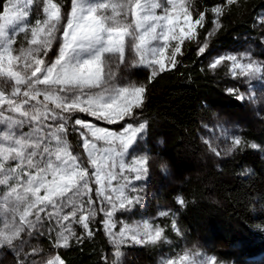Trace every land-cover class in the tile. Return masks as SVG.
Masks as SVG:
<instances>
[{
  "label": "snow or ice",
  "instance_id": "snow-or-ice-1",
  "mask_svg": "<svg viewBox=\"0 0 264 264\" xmlns=\"http://www.w3.org/2000/svg\"><path fill=\"white\" fill-rule=\"evenodd\" d=\"M237 3L223 0L209 9L217 31L225 7ZM258 22L264 24V17ZM204 24L205 12L194 19L187 0H69L67 7L63 0H0V251L10 252L15 264H38L41 249L30 244L35 236L48 235L57 249L82 242L74 225L92 236L90 224L100 214L114 248L110 264H123L124 246L170 243L155 218L116 219L142 204L139 182L150 170V156L140 150L150 127L140 119L147 86L130 77L134 69H150V83L175 67L185 42L198 41ZM213 35L198 41L199 54ZM222 64L233 78L264 81V60L251 51L218 56L209 67ZM227 92L246 97L239 88ZM217 127L216 139L229 143L220 148L201 137L211 153L220 157L240 148L238 135ZM70 132L82 152L70 145ZM167 167L160 164L162 171ZM177 203L186 207L182 197ZM157 215L171 216V230L184 237L176 213L163 209ZM42 264L65 261L56 254ZM159 264L221 262L192 245L162 256Z\"/></svg>",
  "mask_w": 264,
  "mask_h": 264
},
{
  "label": "trees",
  "instance_id": "trees-1",
  "mask_svg": "<svg viewBox=\"0 0 264 264\" xmlns=\"http://www.w3.org/2000/svg\"><path fill=\"white\" fill-rule=\"evenodd\" d=\"M67 7L69 0H63ZM206 11L203 35L213 26L211 9L223 0H201ZM264 0H238L226 6L220 17L222 27L211 37L210 47H225L235 38L246 33L257 34L254 25ZM202 57L187 46L185 53L171 75V82L164 86L149 83L150 73L136 69L131 79L147 86L142 117L150 123L147 139L153 153H160L173 166L183 163L184 148L192 155L199 154V132L205 119L216 107L240 108V101L222 87L206 80L201 72ZM83 118H87L81 114ZM119 129V126L117 127ZM74 145L77 135L70 132ZM245 148L218 168H211L198 175L187 171L179 183L166 190L163 199L169 200L178 212L177 221L184 237L171 230V216L158 223L165 227L172 246L180 248L184 241H199L218 258L231 264H264V111L259 129L246 130ZM250 143L259 145L254 151ZM177 197H182L186 207L179 206ZM101 215L91 223L92 236L78 228L82 242L73 240L67 248L55 251L65 264H105L104 257L111 251L104 234ZM44 250L48 246L42 243ZM169 248L150 247L143 249L146 257L153 260L159 250ZM109 260V259H108ZM110 264V263H109Z\"/></svg>",
  "mask_w": 264,
  "mask_h": 264
},
{
  "label": "rangeland",
  "instance_id": "rangeland-1",
  "mask_svg": "<svg viewBox=\"0 0 264 264\" xmlns=\"http://www.w3.org/2000/svg\"><path fill=\"white\" fill-rule=\"evenodd\" d=\"M187 3L190 7V11H193V18H196L198 12H205V24L203 28L198 27V32L200 36L198 38L199 43H202L204 37L207 36L209 31L215 33L216 28L214 25L210 30L203 35V30L206 25V11L202 7L201 0H187ZM211 16L213 20L215 19V14L211 12ZM260 17H264V8L260 11L256 23L254 25V30L257 34L246 33L241 35L238 38H235L233 43L228 44L225 47L211 48L210 42L211 37L208 39V49L204 54L198 53L199 43L197 40L194 41H186V47L182 49L183 54L186 51L187 46L192 47V51L195 52L198 56L202 57V62L200 65V72L202 76L210 81L215 83L216 85L222 87L224 90L229 88H239L242 93L246 94V97L243 101H240V108H230V107H216L211 113L210 117L205 119L204 123L201 126V130L199 132V141H200V150L199 154L192 155L189 153L190 149L184 148L179 155L181 158L183 157V163H178V165L173 166L166 158L162 157L160 153H153L152 149L148 144L147 135L145 140L141 142L140 150L145 151L150 156L149 163V174L147 178L141 182L143 185V192L141 193L143 197V202L141 205H138L131 213H127L121 215L120 213L116 214V219L123 220L125 222L131 223L133 221H140L142 219L152 220L155 218L154 223H158L161 218L157 214L160 210L163 209H171L172 212L176 213V218L178 216V212L175 211V207L171 205L169 200L163 199L165 196V192L167 189L177 185L184 174H186V170L193 171L198 175L205 174L211 168H218L223 165L227 160L231 159L239 149H237L232 154H223L220 157L215 156L208 150V146L205 145L201 139V137L209 138L214 144H218L220 148H225L228 145V141L217 140L216 137L220 135V129L217 125H222L227 128L230 133H235L238 135L243 143L240 148H245L244 141V133L246 130H257L259 129L260 120L262 118V113L264 111V81L252 80L249 83L247 78L236 79L233 78L229 73V67L227 64H222L217 69L213 70L209 67L211 61L214 58L225 55V54H238L244 51H251L254 54L255 59L264 60V24L258 22ZM220 19V18H219ZM22 35V34H21ZM17 42L19 44L20 37L17 38ZM171 49L166 50V54L170 52ZM178 56L177 59L179 61ZM175 67L168 66V69L162 73H159L154 79L151 80V85L153 86H164L171 82V75L174 72ZM151 73L150 69L139 68ZM136 70V69H134ZM133 70V71H134ZM131 78V77H130ZM248 93H252L253 99L250 101L248 98ZM81 118H83L81 116ZM87 119V118H84ZM88 119H93L88 117ZM140 119H144L142 115ZM96 122V121H94ZM100 126L110 127L114 130H119L117 125H105L102 121L96 122ZM207 124L209 128H215V132L206 131L204 125ZM77 135V134H76ZM78 144L80 143L79 137L77 136ZM68 141L70 145H72L76 151H81L82 149L77 148L71 141L70 134L68 136ZM77 144V145H78ZM251 144L250 143L249 147ZM254 151H257L258 148H252ZM167 164V171H162L160 168V164ZM186 172V173H185ZM188 174V173H187ZM186 174V175H187ZM185 176V175H184ZM115 183V182H114ZM181 206V205H179ZM103 217V214H100ZM98 217V216H97ZM96 217V218H97ZM96 220V219H95ZM95 220L92 223H95ZM159 224V223H158ZM76 231L80 228L78 225H74ZM120 225L117 224V231L119 230ZM82 229V228H81ZM104 234L107 237L111 251L108 254L109 263L113 259L112 253L114 251L113 245L110 242L109 237L106 235L105 228H103ZM170 243H165L159 246H124L122 251L125 253L123 257V264H159L160 258L165 255L175 256L176 253L181 252L184 248H191L192 245H196L202 254L206 253L207 255H212L205 246L199 242H189L188 240L184 241L183 245L180 248L173 247L172 241L168 238ZM42 243L47 245V250H44L42 247ZM30 244L32 246L38 247L41 249V255L36 257L38 264H42V261L56 255V251L53 247V241L49 239L48 235L44 236H35L34 238H30ZM150 247H159L161 248H169L159 250L156 255H154L153 260H150L146 257L145 251L143 249ZM0 264H15V259L10 252L0 251ZM221 264H231L221 262Z\"/></svg>",
  "mask_w": 264,
  "mask_h": 264
}]
</instances>
